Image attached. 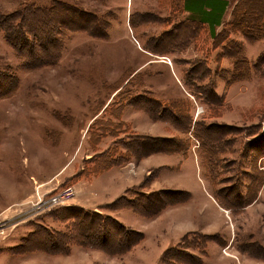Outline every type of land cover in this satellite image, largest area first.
<instances>
[{
	"label": "rangeland",
	"instance_id": "obj_1",
	"mask_svg": "<svg viewBox=\"0 0 264 264\" xmlns=\"http://www.w3.org/2000/svg\"><path fill=\"white\" fill-rule=\"evenodd\" d=\"M55 1L0 0V13L12 12L27 3L52 5ZM62 1L76 5L80 12L91 11L104 26L107 24L106 37L91 36L82 30L68 31L57 64L30 67L16 55L0 31V85L8 90L0 94V264H264V38L254 40L232 32L228 35L226 25L218 29L221 36H229L223 48L226 46L231 56V72L239 58L237 77L244 79L226 88L224 71L216 79L215 74L209 75V79H219L216 90L225 91L221 94L225 99L207 105L190 95L193 88L185 84L182 71L189 70L188 64L182 60L174 63L172 76L167 68L173 69L174 55L185 60L208 56L213 39L206 41L203 35L186 45L181 42L186 34L190 35L186 24L195 16L194 11L179 12L177 0ZM229 1L226 18L238 0ZM171 16L174 22L182 21L178 30L185 28L186 32L174 37L176 30L167 35L166 42L174 40L167 43L165 50L176 48L180 53L148 50H152L153 38L166 35V28L172 26ZM190 25L193 27L192 22ZM217 52L213 51V58ZM145 61H153L145 69L151 84H147L149 90L164 92L166 95L156 96L167 100L180 99L176 97L185 94L193 101V117L199 118L206 110L211 115L224 114L211 123L231 125V141L219 142L214 150L203 148V140L194 130L195 123L193 130L188 131V106L183 112L185 119L178 124L182 130L169 121H153L137 104H131L125 114L133 125L126 121L124 105L140 104L148 95L138 93L146 90L136 91L128 85L123 91L129 95H118L113 101L106 82H116L125 70H133ZM209 67L214 73L215 69ZM139 79L142 80L141 76ZM105 108L109 111L105 112ZM201 125H197L198 132ZM137 135H166L167 148L143 157H130L132 151L126 143ZM224 136L229 139L228 134ZM259 137L261 140H257ZM107 152L114 154L110 165L116 167L112 185L107 180L102 186H91L89 181L99 174L75 180L91 164L89 161L103 158ZM5 176L11 179H2ZM5 181L10 184L6 189ZM69 186L77 191L74 198L57 205L44 202L50 193ZM100 187L105 189L99 191ZM222 188L231 189L235 199L244 202L229 209L219 195ZM163 190L180 193L177 197L173 194L171 203L156 215L148 217L128 207L114 208L113 203L122 195L134 199L144 192ZM178 198L181 200L174 202ZM12 199L20 200L11 203ZM214 199L223 210L213 203ZM71 206L110 215L141 232L143 238L122 255L78 244L70 246V255H55L39 248L46 232L57 236L58 232L68 230L70 222L63 218L72 221L71 215L78 213L66 209ZM178 221L180 230L187 231L176 244L171 227L178 228ZM231 237L248 247L252 255L262 258L245 257L233 247ZM169 242L173 243L161 252ZM167 250L166 261L163 254Z\"/></svg>",
	"mask_w": 264,
	"mask_h": 264
},
{
	"label": "trees",
	"instance_id": "obj_2",
	"mask_svg": "<svg viewBox=\"0 0 264 264\" xmlns=\"http://www.w3.org/2000/svg\"><path fill=\"white\" fill-rule=\"evenodd\" d=\"M172 5L174 7V4ZM177 6L180 8L179 12L183 13L186 9L195 12V16L192 19H189L191 20L189 23L191 24L192 22L193 27H191L189 23L186 24L188 30L191 29L189 32L190 38L186 34L181 42L184 41V45H186L187 43L194 42L195 39L202 38L203 35L206 36V41L213 39V49L217 47L219 49L214 58L218 61V68H215L214 72L218 70L220 72L224 71L225 74H227L226 76H222L226 79V88L230 87L231 83L243 80L244 78L237 77V73L240 71L239 58L234 62L235 66L232 72L231 70L228 71L226 68L224 69L222 67V62L225 58L228 60L231 59V56L226 51V46L223 48L224 41L229 36H221L223 35L221 33L222 31H217V27L219 26L220 28L223 25H226L225 29L228 30V35L232 32L242 33L247 38L249 37L254 40L264 38V0H238L232 8V14L230 13V16L227 18L226 13L230 6L229 0H177ZM79 10V7L76 5L62 0H56L52 5L27 3L21 5L12 12L0 13V31L3 33L7 43L15 50L16 55L23 59L24 63L28 62V66L43 67L49 64L55 65L63 55L64 36L68 31L82 30L91 36L101 38L106 37L107 35V24L104 26L102 21H99L91 11H83L82 9L81 11L83 12H80ZM172 12L179 13L175 11ZM171 17L172 19H170V21H172L168 22H170V26H172L166 28V35L153 38L154 44L152 50L146 47L148 50H156L155 52L160 51L161 53L170 52L165 49L168 47L167 43L174 40V38L166 42L165 39L169 38L167 35L176 30L174 37L177 35L183 36L186 32L185 28H183L184 31L178 30L181 28L178 27V25L182 21L174 22L173 16ZM177 44L179 45V43ZM162 47L164 48L160 49ZM221 50L225 51V53H221ZM208 54L209 51L207 52V55ZM182 60L189 65V70H186L185 72V84L190 89L193 88V90L191 89V93L196 99L207 103V105H209L208 103L216 105L225 99V95H221L225 91L223 93H218L216 90V81L209 79L208 77V73H212L211 68L208 66V59L196 58L194 60ZM191 63L193 64L191 65ZM133 71L134 69L129 71L125 70L116 82H106V86L109 90L112 92L116 91L113 101L118 95H129L123 91L128 85L136 91H138L139 88L145 90L143 89L144 81L139 79L141 75L136 73L131 76ZM134 78H137V81H133ZM126 79L129 80L126 85L123 86V82L126 81ZM190 80L193 81L191 82ZM207 80H209L208 83ZM212 81L213 83H211ZM204 85L206 86L203 87ZM7 92V87H5V85H0V94ZM138 94L148 95V98L142 99L140 104L136 102L129 103L137 104L139 109L149 113L154 120L169 121L178 125L181 120L185 119L183 118V112L188 106V115L185 122L188 127L191 126L192 115L190 110L192 101L189 99L180 98L163 100L156 96H151L152 94L148 91ZM108 111V108H105V112ZM206 113L197 119L194 130L203 140L201 146L203 148L208 146L210 149L214 150L213 147L217 148L219 142L221 143L226 140L231 141V132H229L231 125H216V123H211V120H209V116H207ZM199 123H202V125L198 132L197 125ZM221 127L224 129L220 130ZM178 128L181 129L183 127L178 125ZM224 134H228L229 139H225ZM262 137H259L257 140H261ZM129 140L131 141H128L126 146L132 151L130 157L134 155L135 157H143L150 153L164 151L167 148V142L169 139L160 136L146 137L137 135V137H131ZM253 142L255 144L261 143L259 141ZM134 152L138 153V155ZM104 156L105 157L103 158L95 157L96 161H89L92 165L88 163L89 165H87V168L85 167V171L77 176L75 180H79L80 177L83 176L90 177L99 174L103 170L110 168L112 166L110 164L113 162L112 158L114 154L107 152ZM95 163L101 166L99 167ZM218 191L219 190H216V192ZM178 193L180 192L174 190H163L151 193L144 192L140 197L134 199L126 198L122 195L113 204L115 205L114 208L128 207L133 209L139 215L150 217L156 215L157 212L170 204L172 201L171 198L174 199L172 195L174 194V196L177 197ZM182 193L185 196V191ZM232 194L231 189H220L219 195L224 198L223 205L228 208L236 205V203L244 202V199H235L236 197ZM180 200L181 199L178 198L174 202ZM66 209L73 211L76 210L78 213L75 212L74 215H71L72 221H69L68 218H63L67 220L66 222H70L67 231L58 232L57 236H53V234L46 232L45 235L42 236L45 241H41V247L39 248L47 250V253L55 255L68 254L71 252L70 246L72 244H78L86 248H96L110 254L122 255L136 242L143 238L141 232H137L127 227L118 219L111 217L110 215H101L99 212L81 206H71ZM136 236H138L137 239H135ZM186 236L184 237L185 239ZM168 253L169 251L167 250V252L165 251L163 254V258H165L166 261L168 259ZM181 254L182 253L180 252L175 253V255L178 256H181Z\"/></svg>",
	"mask_w": 264,
	"mask_h": 264
},
{
	"label": "crops",
	"instance_id": "obj_3",
	"mask_svg": "<svg viewBox=\"0 0 264 264\" xmlns=\"http://www.w3.org/2000/svg\"><path fill=\"white\" fill-rule=\"evenodd\" d=\"M218 29H219V26L217 27V31H218ZM196 40V39H195ZM195 45H197V44H195ZM210 47H211V49H210ZM209 47V50H207V52L209 51V57L207 56V58L206 59H208V65L209 66H211L212 67V69L214 70L215 68H218V61H217V59L215 60L214 58H213V51H219V49H218V47L217 48H214L213 49V47L212 46H210ZM202 49L204 48V47H201ZM207 49V48H206ZM180 50H178V49H173V50H170V52H168V53H170V54H175V53H177V52H179ZM196 51H198V50H196ZM210 52H211V55H210ZM180 53V52H179ZM217 54V53H216ZM169 56H171V55H169ZM200 56H203V54L201 55L200 54ZM211 56V57H210ZM172 57V56H171ZM215 57V56H214ZM173 58V60H172V64H171V66H172V68H173V66H174V63H179V61L180 60H182V58L180 57V58H177L175 55H174V57H172ZM215 60V64H214V60ZM154 61V60H153ZM153 61H145V62H141L140 64H139V66L138 67H136L135 69H134V71L132 72V75L131 76H133V75H135L136 73H138V74H140L141 75V78H142V80L141 81H144V84H143V89H145L146 91H148L149 93H151L152 95H166L164 92H155L156 90H153V89H151V90H149L148 88H147V84L150 86L151 84H150V82H149V75H148V73L147 72H145V69L150 65V64H152V62ZM156 61H160V60H156ZM162 61V60H161ZM183 61V60H182ZM227 62L229 63V64H227ZM184 63H186L187 64V62H184ZM163 64H165L166 66H168L166 63H163ZM222 66H224L225 68H227L228 70H230L231 69V63L229 62V60L226 58V59H224L223 60V62H222ZM168 68V70L170 71V73H171V76H172V71L174 70V68L173 69H171L170 68V66L169 67H167ZM183 72H184V75H185V72L186 71H184V70H182ZM211 72H213V71H211ZM219 73H220V71H216V72H214V73H208V77H209V75H213L214 76V74H215V79H216V75H218L219 76ZM130 76V77H131ZM211 77V76H210ZM212 78V77H211ZM216 81V80H215ZM217 81H219V79L217 80ZM216 81V82H217ZM126 81H124L123 82V84L125 83ZM180 92V91H179ZM218 92V91H217ZM116 93V91L115 92H112V96L114 95ZM191 93V92H190ZM189 93V94H190ZM219 93V92H218ZM180 95V94H179ZM190 95H193L192 93L190 94ZM157 98H159V99H165L164 97H158V96H156ZM176 98H181V99H189L190 101H192V99H190V98H188L185 94H183V95H180V97H176ZM110 101V100H109ZM129 106H131V103H127L126 105H125V108H124V110H123V113H124V119L126 120V118H125V114H126V111H127V108L129 107ZM193 101L191 102V113L193 112ZM145 112V111H144ZM205 112H207L206 114H207V116H209L208 118H209V120H212V119H214V118H220V116H222V115H224V114H221V113H217V114H215V115H211L210 113H208V111L206 110ZM147 113V112H146ZM148 114V116H149V113H147ZM150 118V117H149ZM151 119V118H150ZM153 119V118H152ZM151 119V120H152ZM197 117L195 116V117H193L192 116V119H191V126L189 127V129H188V131H190L191 129L193 130V126H194V123H196V121H197ZM126 121H128L131 125H133V122H131L130 120H126ZM153 121H163V120H154L153 119ZM162 123H164V122H162ZM165 124H167V123H165ZM170 124H171V122H170ZM169 125V124H168ZM170 126V125H169ZM153 136H157V135H153ZM163 137H166V135H162ZM167 136H170V135H167ZM204 153V152H203ZM203 155V154H202ZM202 155H201V157H202ZM114 172H116V167H110V168H107V169H105V170H103L101 173H99V175H98V177H94V178H92L90 181H89V184L92 186V184H94V185H98V186H102V183H106V181L108 180V182H110L111 183V185L114 183V177L115 176H113V173ZM11 179V177H9V176H5V177H3L2 179ZM109 180H111V181H109ZM8 181V180H7ZM7 181H5V183H3V187L6 189V187H9L8 186V182ZM10 185V184H9ZM107 185H109L108 183H107ZM105 188L103 187L102 189H101V187H100V189H99V191H103ZM92 189H90L89 191H87V192H90ZM106 192V191H105ZM27 194V193H26ZM110 195V194H109ZM100 196H101V194H100ZM103 196H105V195H103ZM191 197H192V193H191ZM20 199H22V198H20ZM20 199H18V200H20ZM18 200H15V201H18ZM15 201H13V199L11 200V203H14ZM213 202V201H212ZM214 204H216V205H218L219 206V202L217 201V200H215L214 199V202H213ZM176 206H181V205H175V207ZM233 206H236V205H233ZM219 207H221V206H219ZM224 207V206H223ZM246 208V207H245ZM221 210H223L222 209V207L220 208ZM229 209H230V207H229ZM231 209H233L232 207H231ZM244 209V208H243ZM218 211H219V209H218ZM234 213H235V210H232ZM243 211V210H242ZM196 212V211H195ZM219 214L221 215V212H219ZM208 215V214H207ZM171 216H173L172 214H170V217ZM203 216V215H202ZM211 217H214V216H211ZM201 218H203V217H201ZM214 218H216V217H214ZM219 218V217H218ZM178 223H179V226H178V228H176V227H174V226H172L171 228V232H174V234L176 235V239H177V241L175 242L176 244L178 243V242H180L181 241V239L183 238V236H184V233L187 231H185L184 232V230L183 231H181L180 229L182 228L181 227V223L178 221ZM184 228V227H183ZM248 239V238H247ZM233 241V243H231L232 245H233V247H235V248H237L240 252H242L243 254H244V256L245 257H249V258H253L254 260L256 259V260H258V259H261L262 257L261 256H258V255H252L250 252H248V250H249V248L248 247H243V246H241V244H240V242H239V240L236 238V237H231V242ZM173 242H169V243H167L165 246H163V248L161 249V252H163L169 245H171ZM175 245V244H174ZM227 245V244H226ZM241 247H243V248H246V250H242L241 249ZM250 251V250H249ZM71 252H72V250H71ZM68 253L69 255L70 254H72V253ZM67 254V255H68ZM163 254V253H162ZM261 262V261H260ZM261 263H263V262H261Z\"/></svg>",
	"mask_w": 264,
	"mask_h": 264
},
{
	"label": "built area",
	"instance_id": "obj_4",
	"mask_svg": "<svg viewBox=\"0 0 264 264\" xmlns=\"http://www.w3.org/2000/svg\"><path fill=\"white\" fill-rule=\"evenodd\" d=\"M40 195V193L38 194ZM77 195V191L74 186L65 187L57 192H52L44 202L50 203V205H57L74 198ZM41 199V196L40 198ZM39 201V200H38Z\"/></svg>",
	"mask_w": 264,
	"mask_h": 264
}]
</instances>
